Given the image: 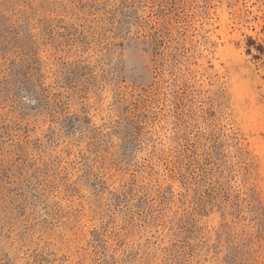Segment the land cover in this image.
I'll return each mask as SVG.
<instances>
[{
  "label": "rangeland",
  "instance_id": "374dc122",
  "mask_svg": "<svg viewBox=\"0 0 264 264\" xmlns=\"http://www.w3.org/2000/svg\"><path fill=\"white\" fill-rule=\"evenodd\" d=\"M0 264H264V0H0Z\"/></svg>",
  "mask_w": 264,
  "mask_h": 264
}]
</instances>
